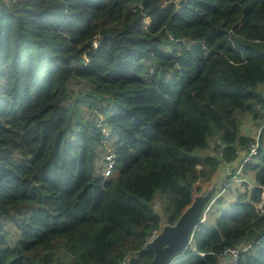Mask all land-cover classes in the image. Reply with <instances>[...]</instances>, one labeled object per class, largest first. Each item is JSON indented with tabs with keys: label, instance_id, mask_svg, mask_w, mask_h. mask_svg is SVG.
I'll return each mask as SVG.
<instances>
[{
	"label": "trees",
	"instance_id": "obj_1",
	"mask_svg": "<svg viewBox=\"0 0 264 264\" xmlns=\"http://www.w3.org/2000/svg\"><path fill=\"white\" fill-rule=\"evenodd\" d=\"M260 104L264 0H0V264H149ZM244 172L173 264H264V128Z\"/></svg>",
	"mask_w": 264,
	"mask_h": 264
},
{
	"label": "water",
	"instance_id": "obj_2",
	"mask_svg": "<svg viewBox=\"0 0 264 264\" xmlns=\"http://www.w3.org/2000/svg\"><path fill=\"white\" fill-rule=\"evenodd\" d=\"M211 194H204L187 208L175 226L166 227L153 242L148 245V251L154 253V259L149 264H173L191 243L192 233L200 225V216L206 210ZM230 258L226 259L229 262ZM129 264H141L136 258H131Z\"/></svg>",
	"mask_w": 264,
	"mask_h": 264
},
{
	"label": "crops",
	"instance_id": "obj_3",
	"mask_svg": "<svg viewBox=\"0 0 264 264\" xmlns=\"http://www.w3.org/2000/svg\"><path fill=\"white\" fill-rule=\"evenodd\" d=\"M259 127V122L256 123L254 120H249L242 127V135L251 139L254 137ZM237 161L238 160L232 163L221 164L210 182L193 183L192 203H194L198 197L203 196L204 194H211V199L208 205L206 206L207 208H205L208 209V212L206 214V220L202 223L208 228L216 227L217 221L224 212V210L233 203H235L238 199V196L241 194V192L239 194H222L220 189V185L226 179L228 170L235 169L237 167ZM243 174H245V172ZM245 176H247L246 184L252 185L255 188L257 184L254 176L251 177V173H247L245 174ZM192 203L190 206H188V208L192 207ZM201 218L202 215L200 216V220ZM160 234H162V232H160Z\"/></svg>",
	"mask_w": 264,
	"mask_h": 264
},
{
	"label": "built area",
	"instance_id": "obj_4",
	"mask_svg": "<svg viewBox=\"0 0 264 264\" xmlns=\"http://www.w3.org/2000/svg\"><path fill=\"white\" fill-rule=\"evenodd\" d=\"M8 3H15L16 0H7ZM256 114L259 117V128H258V132L257 134L252 138V142L249 144V147L247 149H240L236 152L237 155V167L235 169H229L226 175V179L223 183V187L225 190H230L234 184L238 183L239 181V175L245 168V166L250 163L253 162L255 156L258 153L259 150V138H260V134L262 129L264 128V105L260 104L256 107ZM223 153L224 150L222 148H220L216 153L215 156L218 158H222L223 157ZM114 165V158L113 156H111L109 158V165H108V169L106 171V176H109L111 174V169L113 168ZM240 186H242L243 188H245L246 190H252L254 187H250L249 184H246V182L242 181L240 182ZM263 200H264V191H263ZM207 208V207H206ZM208 212V209H206L204 211V213L202 214V218L200 220V223L205 222L206 220V214ZM160 234L159 231H153L149 242H153L156 237ZM245 249H243L242 247H238V248H230L224 251L223 254V258H222V264H239L240 262V257L242 252ZM230 258L229 262H226V259ZM123 264H129V262H124Z\"/></svg>",
	"mask_w": 264,
	"mask_h": 264
},
{
	"label": "rangeland",
	"instance_id": "obj_5",
	"mask_svg": "<svg viewBox=\"0 0 264 264\" xmlns=\"http://www.w3.org/2000/svg\"><path fill=\"white\" fill-rule=\"evenodd\" d=\"M257 132H258V130L256 131V133H255V135L257 134ZM254 135V136H255ZM243 173H244V170H243ZM242 172L240 173V175H239V181H238V183H236V184H234V186L230 189V190H225L224 189V187H223V183L224 182H222V184L220 185V189H221V192H222V194L223 193H228V194H235V193H240L241 192V194L242 193H244L243 191H245L246 189L245 188H243L242 186H240V182H242V181H244V182H246V180H247V176H245V174H243ZM254 176V178H255V174H254V172H251V177H253ZM225 181V180H224ZM250 187H253L252 185H250ZM264 191V190H263ZM10 231L13 233V236L15 237V238H17L18 237V234H17V231H16V229L14 228V227H11L10 228ZM158 237V236H157ZM156 237V238H157Z\"/></svg>",
	"mask_w": 264,
	"mask_h": 264
}]
</instances>
